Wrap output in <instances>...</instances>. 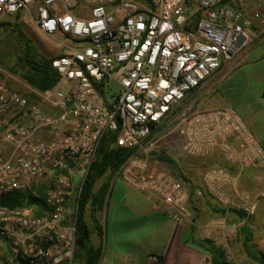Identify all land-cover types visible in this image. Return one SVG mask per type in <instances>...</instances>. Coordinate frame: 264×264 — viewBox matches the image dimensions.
Returning a JSON list of instances; mask_svg holds the SVG:
<instances>
[{
	"label": "built area",
	"instance_id": "built-area-1",
	"mask_svg": "<svg viewBox=\"0 0 264 264\" xmlns=\"http://www.w3.org/2000/svg\"><path fill=\"white\" fill-rule=\"evenodd\" d=\"M19 14L64 51L51 60V88L23 93L0 81V195H43L39 211L0 206V264H74L78 197L105 131L138 147L117 176L176 223L190 216L188 193L140 155L150 125L176 122L190 155L220 150L241 168L264 169L240 116L185 104L264 26V0H0V21ZM207 182L223 201L230 176L214 169Z\"/></svg>",
	"mask_w": 264,
	"mask_h": 264
},
{
	"label": "crops",
	"instance_id": "crops-1",
	"mask_svg": "<svg viewBox=\"0 0 264 264\" xmlns=\"http://www.w3.org/2000/svg\"><path fill=\"white\" fill-rule=\"evenodd\" d=\"M250 32L249 43L222 63L216 70L219 75L212 77L213 72L195 89L203 87L191 103L201 104L206 99L210 104L214 86L223 85L225 88L214 95L217 104L204 109H229L235 103L234 110L264 151V26L255 25ZM238 168L235 174L224 171L230 176L223 188L224 199H214L247 212L253 242L264 253V169ZM202 204L205 206L203 200H189L191 216L176 223L155 197L119 176L112 178L102 210L95 214L98 229L88 218L93 229L90 240L101 248L98 264H213L206 246L201 244L204 239L222 250L226 264H257L245 254L242 237L237 233L245 220L196 213Z\"/></svg>",
	"mask_w": 264,
	"mask_h": 264
},
{
	"label": "trees",
	"instance_id": "trees-1",
	"mask_svg": "<svg viewBox=\"0 0 264 264\" xmlns=\"http://www.w3.org/2000/svg\"><path fill=\"white\" fill-rule=\"evenodd\" d=\"M0 26H11L9 21L0 23ZM14 32L19 47L20 54L17 56L15 66L9 71L19 72L21 77L32 87L44 90L56 85L59 80L57 71L52 67L51 60L55 56H46L36 50L31 41L24 35L18 25L11 29ZM99 93L104 97V91L99 89ZM160 126H149L148 135L142 139V143L153 139L155 134L160 130ZM118 131H105L98 148L95 158L90 165L88 172L82 183L75 220V249L74 264H98L101 256V248L96 247L90 240L93 231L88 218L94 221V227L98 229L97 218L95 214L102 210L106 195L108 193L110 181L117 176L120 167L126 160L134 154H139L138 147L119 146L115 143ZM210 157L211 166L215 169L235 174L239 168L236 164L226 160L218 150L213 151ZM148 162L156 160L158 162L169 164L175 173L174 177L181 182L188 193L189 200L192 203L203 200L205 206H199L198 214H215V215H232L237 221L245 220L238 227L237 233L242 237V244L247 257L257 264H264V253L257 248L253 242V229L251 219L245 210L236 209L231 206H223L217 202L203 187L198 185L191 177L181 173L177 162L163 149H153L149 152ZM0 206L13 209L16 207H28L33 210L43 208V195L35 196L31 193L8 192L0 195ZM189 208L191 206L188 203ZM204 206V207H203ZM204 208V209H203ZM38 211L35 214H38ZM201 244L206 246V250L211 256L213 264L225 263L224 255L219 247H216L211 241L204 239Z\"/></svg>",
	"mask_w": 264,
	"mask_h": 264
},
{
	"label": "rangeland",
	"instance_id": "rangeland-1",
	"mask_svg": "<svg viewBox=\"0 0 264 264\" xmlns=\"http://www.w3.org/2000/svg\"><path fill=\"white\" fill-rule=\"evenodd\" d=\"M4 21H9L11 26H0V81H5L13 89L24 93L27 91L26 86L30 85L21 77L19 72L9 71L10 68H13L15 66V61L17 60V56L20 54L21 50V48L19 47V42L17 41L15 34L11 31V29L15 28V25H18L20 30L31 41L32 45L36 48V50L46 56H55L61 54L64 50L57 40L52 39L39 32L35 28L33 23L27 20V18H25L23 14L5 17L3 18V20L0 21V23ZM215 75H219L216 70L214 71L212 77H214ZM223 88H225L223 85L217 84L216 86H214L213 90L210 93H213L215 95ZM202 90L203 87L198 88L196 92L194 90L186 99L185 104L191 103L194 95L196 93L199 94ZM214 95H211L213 99V102L210 103L211 105L206 99L201 104H199L198 101H195V103H193L194 109L210 108L212 104H217V101L214 99ZM231 107L232 108L229 109L237 114V112L235 111L237 110V105L235 103H231ZM215 108L226 109L221 106ZM159 126L161 129L155 134L153 139H150L146 143H143L146 151L144 154L140 155H147L148 157L149 152L153 149L165 150L167 154H169L173 159H175L183 175L191 177V179L196 181L198 185L203 187L212 197L217 198V196L211 189L209 183L207 182L208 173L215 169L211 166V162L209 161L211 157L210 154L213 151L201 155H190L184 149L185 141L183 135L180 132L179 127L176 125V122L170 124L165 129L164 121ZM149 164L150 169L161 170L173 176L175 175V173L177 174L178 172L174 171L173 168L167 163L151 160V163ZM188 209H190L189 206Z\"/></svg>",
	"mask_w": 264,
	"mask_h": 264
},
{
	"label": "water",
	"instance_id": "water-1",
	"mask_svg": "<svg viewBox=\"0 0 264 264\" xmlns=\"http://www.w3.org/2000/svg\"><path fill=\"white\" fill-rule=\"evenodd\" d=\"M218 264H226V263H218Z\"/></svg>",
	"mask_w": 264,
	"mask_h": 264
}]
</instances>
